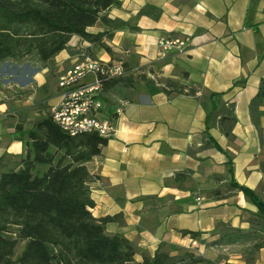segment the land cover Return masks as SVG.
Instances as JSON below:
<instances>
[{
    "label": "crops",
    "instance_id": "obj_1",
    "mask_svg": "<svg viewBox=\"0 0 264 264\" xmlns=\"http://www.w3.org/2000/svg\"><path fill=\"white\" fill-rule=\"evenodd\" d=\"M118 1L106 14L121 26L104 42L110 55L99 52L97 59L124 60L194 94L168 95L162 85L144 79L129 95L107 107L102 102V115L112 121L115 134L86 164L92 178L90 213L95 219L114 218L105 232L132 243L136 262L152 258L160 247L175 256L167 249L189 247L194 233L196 251L214 264H246L240 253L225 259L228 254L206 245L220 238L234 246L251 237L258 209L230 187L231 178L264 200V106L250 107L264 82V0ZM183 37L190 39L185 53L156 59L160 39ZM74 39L82 41L70 42ZM29 80L39 86L43 73ZM8 95L0 89V172L6 170L5 156L20 158L24 152L15 123L7 120L8 106L22 100L15 96L11 102ZM122 101L126 105L117 114ZM231 113L234 122L226 136ZM250 264H264V249Z\"/></svg>",
    "mask_w": 264,
    "mask_h": 264
},
{
    "label": "trees",
    "instance_id": "obj_2",
    "mask_svg": "<svg viewBox=\"0 0 264 264\" xmlns=\"http://www.w3.org/2000/svg\"><path fill=\"white\" fill-rule=\"evenodd\" d=\"M117 5L118 0H0V69L22 62L45 65L67 49L72 37L110 53L104 42L121 24L109 19L106 12ZM95 26L105 30L87 32ZM121 80L101 82L104 104L110 105V95ZM162 90L168 95L194 94L193 89L171 81ZM258 106H264V82L250 104L252 109ZM230 116L226 136L234 122L232 113ZM15 133L25 152L15 168L0 172V264H211L189 251L171 256L162 247L152 258L136 262L132 243L106 234L105 225L114 218L91 215L92 178L86 164L100 156L108 139L95 133L70 136L44 108L29 129L17 125ZM261 171L264 173V166ZM228 172L232 176L229 164ZM230 187L258 209L250 229L253 257L246 262L250 264L255 253L264 249V200L238 186L233 178Z\"/></svg>",
    "mask_w": 264,
    "mask_h": 264
},
{
    "label": "rangeland",
    "instance_id": "obj_3",
    "mask_svg": "<svg viewBox=\"0 0 264 264\" xmlns=\"http://www.w3.org/2000/svg\"><path fill=\"white\" fill-rule=\"evenodd\" d=\"M99 27L100 26L93 27L94 32L91 33H97L96 30L99 29ZM101 29L105 30L104 28ZM82 44L83 41H80L79 39L72 40L68 44L65 51L66 55L63 53L62 55H59L53 60L47 62L45 65H39L34 62H22L23 64L21 63L20 65L6 64L0 69V89L5 90L10 95L6 96V99L11 101V97L16 96L22 100L17 107H15L16 105L9 104V115H13L7 116V120L9 119V125L10 123L14 122L15 126L21 125L24 130L29 129L31 127V124L39 117V110L43 108L48 109L49 106L54 105L58 101L59 95L61 94L58 89V78L62 74L70 70L77 62H79L83 58L87 57L97 59L99 52H105L104 50H101L97 46L91 44L88 49H85L83 48L84 46H82ZM157 53L158 47L156 56ZM111 59L119 60L115 57H111ZM121 61L124 66V75L120 78H116L122 80L116 83L114 87L116 92L114 95H112L113 98L110 97V101L112 100V102H114L116 99L122 98V95H129V88H134V86L138 85L141 80L145 79L146 81V79H149L153 82L159 83L160 85H162V87L166 82L158 78L157 75H152V78L150 76H146V73L141 68L131 67L130 65L126 64L124 60ZM110 62L113 63L118 61ZM41 72L43 73V82L39 84V86H37L36 83H32L29 79L32 78L35 74ZM167 81L174 82L172 80ZM29 97L30 99H28ZM25 101L27 104H24ZM105 106L107 107V104H105ZM24 152L22 155H20V158L5 156L2 159V163L6 166V170L15 168L20 159L24 156ZM226 232H228L226 228L219 229L218 235L220 236L222 233ZM233 244H228L225 239L222 241L219 238L218 241L216 240L208 242L206 248L210 247L213 251L222 252L223 255L228 254L227 256H223L225 259H227V257L231 254L235 253H240L244 259V262H247L250 258L253 257V252L251 251L252 244L249 241H246L243 238H239L234 246ZM167 250H173L176 255H179L183 251H189L194 255V257L209 261L205 258L207 257L205 253L199 254L198 251H196L197 248L195 249V247H192L191 245L185 248H168ZM218 259L220 260V258ZM211 264L214 263L211 262Z\"/></svg>",
    "mask_w": 264,
    "mask_h": 264
},
{
    "label": "built area",
    "instance_id": "obj_4",
    "mask_svg": "<svg viewBox=\"0 0 264 264\" xmlns=\"http://www.w3.org/2000/svg\"><path fill=\"white\" fill-rule=\"evenodd\" d=\"M189 45L188 37L160 39L156 59H165L169 52L183 54ZM123 75L124 66L120 61L106 63L98 59L83 58L58 78V89L61 94L58 101L47 109L49 116L70 136L95 133L105 139L112 138L115 128L112 121L102 115L100 87L101 82ZM125 105L122 101L116 113H120ZM190 245L192 247L197 245L191 236Z\"/></svg>",
    "mask_w": 264,
    "mask_h": 264
}]
</instances>
